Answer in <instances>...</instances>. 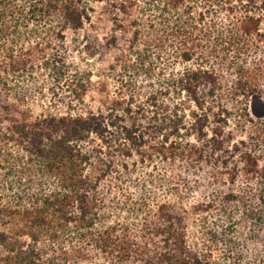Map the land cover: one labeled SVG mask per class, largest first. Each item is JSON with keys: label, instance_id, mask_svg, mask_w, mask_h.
Masks as SVG:
<instances>
[{"label": "trees", "instance_id": "obj_1", "mask_svg": "<svg viewBox=\"0 0 264 264\" xmlns=\"http://www.w3.org/2000/svg\"><path fill=\"white\" fill-rule=\"evenodd\" d=\"M107 2L150 85L92 108L60 49ZM0 96V264H264V0H0Z\"/></svg>", "mask_w": 264, "mask_h": 264}, {"label": "rangeland", "instance_id": "obj_2", "mask_svg": "<svg viewBox=\"0 0 264 264\" xmlns=\"http://www.w3.org/2000/svg\"><path fill=\"white\" fill-rule=\"evenodd\" d=\"M138 5L139 7L143 6L140 1L138 2ZM90 7L92 11L89 14L92 18V23L86 24L83 31L67 32L66 40L64 42L65 45L62 49H60L61 47L59 48L67 59V64L79 68L85 78L89 79L86 86L87 92L84 98L87 105L95 108V106L92 105H94L93 103L97 102L99 99H103L105 103L112 102L118 98L119 93L128 95L131 92H135L141 95V93L147 92V87L150 83L146 77H138V75L133 72L124 74L120 68V65L122 64L120 61L121 58H125L130 54L127 49L129 45L127 42L130 36L127 33H121L119 31L115 32L116 24L114 21V14H116V12L112 11L111 2L91 3ZM133 10L136 15V10ZM113 34H115L118 39L117 47L110 45L108 42ZM156 73H158V71ZM35 77L36 82L33 83L30 79V82L27 83L29 85L28 90L30 91V94L34 95L33 101H35L31 106V112L37 115L41 111H46L48 109V102L53 103L52 101H56L60 98L63 88H61V84H58L57 81L53 82L51 76H47V73H38ZM26 80L27 77H25V81ZM25 81L24 85L26 84ZM159 86L161 87V84L156 83L154 88ZM40 89H44V92ZM57 91L59 92V97L52 98L51 95L55 94ZM39 92H41L42 95L38 96L37 93ZM170 94H165L161 97H165L167 103L172 105V98L174 96L171 97ZM126 100H128V98ZM8 102L9 101L6 102L4 100L3 96H0V109L1 106L6 105ZM56 104L57 103L54 105ZM249 106L251 112L253 111L259 116L263 115V118L261 119H264V96L252 100ZM51 107H53V105H51ZM250 117L257 120L256 116L252 113L250 114ZM138 121L142 120L140 119ZM147 122H149L148 119ZM0 125L7 126V124L1 122V110ZM169 166L170 165L163 163H156L155 168L146 169V174L143 172L142 174H138V176L136 175L135 181H138V183L134 182V184L136 183L139 185L142 180L149 181L151 175L157 178V182L161 180V176L163 175L167 178L165 172L174 168V166Z\"/></svg>", "mask_w": 264, "mask_h": 264}]
</instances>
